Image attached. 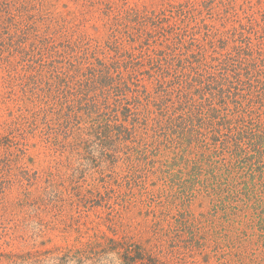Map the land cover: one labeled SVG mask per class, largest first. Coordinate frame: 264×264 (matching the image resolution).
Here are the masks:
<instances>
[{"label":"rangeland","instance_id":"1","mask_svg":"<svg viewBox=\"0 0 264 264\" xmlns=\"http://www.w3.org/2000/svg\"><path fill=\"white\" fill-rule=\"evenodd\" d=\"M127 12L161 14L163 27L186 30L182 46L220 49L241 25L264 36V0H0V157L8 159L0 187V264H142L127 263L129 244L163 263L264 264L260 209L244 208L225 222L218 214L215 230L202 229L194 239L179 234L172 230L178 214L212 212L205 193L164 188L152 176L133 179L139 170L126 176L137 164L136 145L129 149L131 143L90 131L81 112L78 122L58 126L47 113L52 101L31 83L23 87L19 43L6 39L11 16L22 21L30 41L78 40L93 62L114 56L119 43L131 50L146 42L110 36V23ZM160 39L144 49H161Z\"/></svg>","mask_w":264,"mask_h":264},{"label":"trees","instance_id":"2","mask_svg":"<svg viewBox=\"0 0 264 264\" xmlns=\"http://www.w3.org/2000/svg\"><path fill=\"white\" fill-rule=\"evenodd\" d=\"M13 21L11 16L6 39L19 43L23 87L31 83L52 101L47 113L58 126L78 122L81 112L90 131L131 143L129 149L136 145L137 164L126 176L139 170L133 179L152 176L164 188L209 197L210 214L180 213L172 230L194 239L205 233L202 229L215 230L219 216L225 222L244 208L264 214V36L253 26L228 33L220 49L193 42L182 46L186 30L163 27L167 19L161 14L127 12L110 23L111 37H145L143 46H149L148 40L165 36L160 39L165 45L131 51L115 38L114 56L90 62L78 40L37 36L30 41L22 21ZM145 80L153 84L150 89ZM7 164L0 157V187ZM143 192L155 197L145 186ZM131 248L125 249L127 263L170 264Z\"/></svg>","mask_w":264,"mask_h":264}]
</instances>
